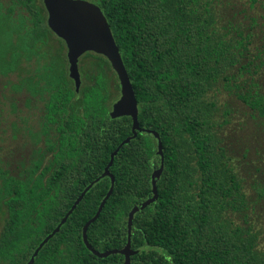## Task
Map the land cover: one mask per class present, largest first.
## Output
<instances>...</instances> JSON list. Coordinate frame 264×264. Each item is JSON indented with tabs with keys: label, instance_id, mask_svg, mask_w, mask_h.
<instances>
[{
	"label": "trees",
	"instance_id": "16d2710c",
	"mask_svg": "<svg viewBox=\"0 0 264 264\" xmlns=\"http://www.w3.org/2000/svg\"><path fill=\"white\" fill-rule=\"evenodd\" d=\"M89 1L99 6L110 26L134 89L139 126L158 132L164 155V168L156 181L158 198L133 217L131 248L138 252L131 256V264H264L258 233L231 218L245 213L250 201L217 129L226 121L217 119V86L223 81L231 88L236 65L246 72L248 66L255 67L253 60L242 63L253 43L252 27L232 20L243 11L229 12V3L220 8L217 0ZM46 18L42 0H0V75L20 67L23 48L31 57L41 50L37 57L50 58L40 73L42 90L48 92L42 132L48 139L52 130L48 123L59 121L58 131L67 139L69 127L74 126L71 149L76 170L83 175L75 177L76 191L65 207L47 206L51 208L41 213L32 211L39 207V195L31 190L30 178H7L0 171L2 264H25L84 187L102 173L110 153L132 135L129 116H109L112 87L119 94L120 84L108 59L86 52L84 56L90 59L81 65L82 80L76 90L63 66L66 59L61 47L47 52L46 46L54 45L49 41L54 33ZM26 59L28 64L31 58ZM18 76L13 89L23 86ZM251 82L253 87L237 96L264 117V92ZM71 97L76 102L71 103ZM156 150V138L144 131L119 148L109 168L114 177L112 194L87 228L94 249L107 251L125 245L130 209L152 195L151 173L160 162ZM109 186L106 176L87 190L59 231L40 248L33 264L123 261L119 253L95 256L82 240V227L95 214ZM50 195L49 199L57 197ZM258 195L264 196L263 187L258 188ZM9 198L12 208L7 218ZM21 204L28 212L25 218ZM34 216L38 223L32 226Z\"/></svg>",
	"mask_w": 264,
	"mask_h": 264
},
{
	"label": "flooded vegetation",
	"instance_id": "af4514ba",
	"mask_svg": "<svg viewBox=\"0 0 264 264\" xmlns=\"http://www.w3.org/2000/svg\"><path fill=\"white\" fill-rule=\"evenodd\" d=\"M51 38H55L53 48H57L58 46L61 47V51L63 52V55H65L64 59H66V65L63 64V66H65L68 77L73 82V85H75L74 80L69 76L68 60L66 55L67 48L64 41L55 33L51 36ZM58 39H61L63 43H61ZM84 54H82L78 59L80 85L82 80L80 68L83 64H81L80 61ZM38 55H41V50L35 57H31V59L28 60V64L27 60L20 58L18 65L20 67L6 75L5 94L6 103L8 102L9 105L8 115L9 117L13 115V117L18 121H9L6 129L9 131L11 139L9 142L0 143V171L2 174H6L7 178L20 180L30 178L31 190H35L39 195V207L35 206L32 208V211L34 209H38L41 213H46V210H49L51 207L66 206L67 200L70 199L76 191L75 177L82 176L83 173L76 170L77 163L76 155L73 154L74 147L72 146L71 149V145L74 142V126L69 127V132L67 131L69 138L67 139H63L61 137V134L63 135V131L62 133L61 131H58L61 123L59 121H56L55 123H48V127H52L48 139H45L42 132V109H44V97H46L48 92H44L42 90L43 80L40 73H42L43 64L45 62H50V58H39L37 57ZM19 74L22 79L20 81L23 82V86L20 89H13L12 83L18 82ZM70 102H76V98L71 97ZM66 124L72 123L66 122ZM65 127L67 126L65 125ZM17 136H20V138H17ZM85 174L87 173L85 172ZM50 194H55V196H57L55 200L49 199L51 197ZM9 195L11 197L12 191H9ZM50 200H54L53 205H50ZM7 202L9 205L6 206L5 216L9 218V211L12 208L11 198H9ZM34 203L37 205L36 202ZM4 204H6V201H4ZM19 207L24 213L25 218V215L28 213L26 212V206L21 204ZM2 210L3 208L0 207V232L1 225L4 220ZM29 214L33 215L35 212H29ZM24 218L20 220L23 221ZM13 220L15 219L13 218ZM37 223L38 220L34 216L30 221V224L35 226ZM0 264L2 263L0 262Z\"/></svg>",
	"mask_w": 264,
	"mask_h": 264
},
{
	"label": "rangeland",
	"instance_id": "374dc122",
	"mask_svg": "<svg viewBox=\"0 0 264 264\" xmlns=\"http://www.w3.org/2000/svg\"><path fill=\"white\" fill-rule=\"evenodd\" d=\"M217 1H219L220 8L225 3H229V12L243 11L238 18L232 20L237 19L235 22L241 26H251L254 34L253 43L248 47L246 60H243L242 63L253 60L252 65L255 67L248 66L249 72H246L240 68V65H236L233 70L235 78L231 82L233 83L231 88L227 89L225 82L221 81L215 94L219 101L217 119L218 121L226 119L225 122L220 123L221 125L217 129L223 139V146L230 156L232 166L236 169L238 176L242 178L243 190L250 201L249 209L245 213L234 214L231 218L235 222L251 226L253 231L258 233V249L264 252V196L259 197L258 195V188H264V117H260L237 96L238 92H246L250 87H253L251 81L255 82V88L264 92V0H257L255 3L250 0ZM260 4L263 5L262 8H259ZM257 8H259V12H256ZM242 15L247 17H242ZM49 41L53 44L55 38L50 37ZM46 48L48 52V48L52 49L53 46H46ZM21 50L23 54L20 58L25 60H27L26 56L31 58L30 53H25L27 49ZM48 53L51 54V52ZM89 59V56H83L80 62L84 64ZM251 70L254 72L251 73ZM5 84L6 76L0 75V143L9 142L11 139L9 131L6 129L9 121H18L13 115L10 117L8 115L9 105L8 102L6 103ZM238 85H240L239 89L236 88ZM112 90L111 102L115 101L120 94V90L117 94L114 86ZM223 113L226 115L223 116ZM243 214L246 215L245 218Z\"/></svg>",
	"mask_w": 264,
	"mask_h": 264
},
{
	"label": "water",
	"instance_id": "95a60500",
	"mask_svg": "<svg viewBox=\"0 0 264 264\" xmlns=\"http://www.w3.org/2000/svg\"><path fill=\"white\" fill-rule=\"evenodd\" d=\"M42 2L47 13V26L53 33L61 38L66 45L69 76L74 80L76 90H78L80 85L78 59L82 54L90 51L103 55L108 59L120 84V96L112 103L109 116L111 118L129 116L132 121V135L123 139L110 153L109 161L104 166L102 173L84 187L65 215L60 219L59 223L39 242L26 264L33 263L34 257L37 255L40 248L59 231L61 225L65 223L67 217L81 201L87 190L99 179L106 176L110 178L109 189L101 199L95 214L83 225L82 240L87 249L97 257H107L110 254L119 253L123 256V261L120 264H131V256L138 252V250L131 248L134 214L139 210L144 209L158 198L156 181L159 179L164 168V155L159 134L153 129L142 128L139 126L138 105L134 89L119 53V49L115 43L110 26L99 6L89 0H42ZM138 131L151 133L157 140L156 153L160 157V162L159 166L151 173L152 195L146 200L135 204L130 209L127 216V236L125 245L119 249L114 248L107 251H98L94 249L88 241L87 228L90 223L97 219L106 200L112 194L114 177L109 172V168L113 163L115 155L123 144L128 143L136 136Z\"/></svg>",
	"mask_w": 264,
	"mask_h": 264
}]
</instances>
